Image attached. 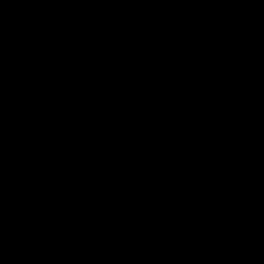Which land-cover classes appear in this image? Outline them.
<instances>
[{"label":"crops","instance_id":"1","mask_svg":"<svg viewBox=\"0 0 264 264\" xmlns=\"http://www.w3.org/2000/svg\"><path fill=\"white\" fill-rule=\"evenodd\" d=\"M18 2L30 0L0 7ZM179 2L61 0L47 8L48 45L0 68L4 172L46 167L77 208L42 238L3 217L0 264H153L161 248L195 264L198 252L245 259L258 242L251 221L243 231L229 218L235 182L264 179V8L211 56L169 36L168 63L125 62L163 38Z\"/></svg>","mask_w":264,"mask_h":264},{"label":"clouds","instance_id":"2","mask_svg":"<svg viewBox=\"0 0 264 264\" xmlns=\"http://www.w3.org/2000/svg\"><path fill=\"white\" fill-rule=\"evenodd\" d=\"M7 0H0V4ZM113 4L143 3L144 0H107ZM174 3L175 0H163ZM61 4V0H30L18 2L14 7H0V68L14 63L21 55L36 56L49 43L53 29L46 22L47 8ZM264 8V0H181L172 14H165L159 21L163 38L154 46L127 49V63L156 67L170 61L173 54L168 37L178 42L188 41L192 56H211L223 46L226 29L248 27L257 7ZM118 24L106 25V35L114 38ZM46 167L34 169L31 165L16 181H12L0 162V225L3 217L11 216L19 229H26L35 237L50 236L70 223L77 211L73 186L67 181H48ZM236 195L232 201L229 221L236 229L247 228L249 221L255 229L258 242L246 254L245 259L230 258L221 251L215 258L196 254L195 264H264V179L253 182H235ZM71 205V206H70ZM165 249L150 254L153 264H171ZM3 249L0 248V258ZM245 256V253H241Z\"/></svg>","mask_w":264,"mask_h":264}]
</instances>
